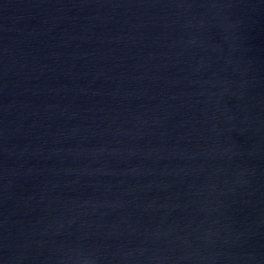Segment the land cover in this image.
<instances>
[{"label": "water", "instance_id": "water-1", "mask_svg": "<svg viewBox=\"0 0 264 264\" xmlns=\"http://www.w3.org/2000/svg\"><path fill=\"white\" fill-rule=\"evenodd\" d=\"M0 264H264V0H0Z\"/></svg>", "mask_w": 264, "mask_h": 264}]
</instances>
